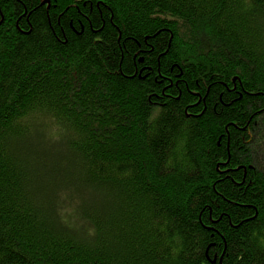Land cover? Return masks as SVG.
I'll return each instance as SVG.
<instances>
[{
    "label": "trees",
    "instance_id": "obj_1",
    "mask_svg": "<svg viewBox=\"0 0 264 264\" xmlns=\"http://www.w3.org/2000/svg\"><path fill=\"white\" fill-rule=\"evenodd\" d=\"M0 264H264V0H0Z\"/></svg>",
    "mask_w": 264,
    "mask_h": 264
},
{
    "label": "water",
    "instance_id": "obj_2",
    "mask_svg": "<svg viewBox=\"0 0 264 264\" xmlns=\"http://www.w3.org/2000/svg\"><path fill=\"white\" fill-rule=\"evenodd\" d=\"M42 3H47V1H44V2H42Z\"/></svg>",
    "mask_w": 264,
    "mask_h": 264
},
{
    "label": "bare ground",
    "instance_id": "obj_3",
    "mask_svg": "<svg viewBox=\"0 0 264 264\" xmlns=\"http://www.w3.org/2000/svg\"><path fill=\"white\" fill-rule=\"evenodd\" d=\"M47 4H48V2H47Z\"/></svg>",
    "mask_w": 264,
    "mask_h": 264
}]
</instances>
